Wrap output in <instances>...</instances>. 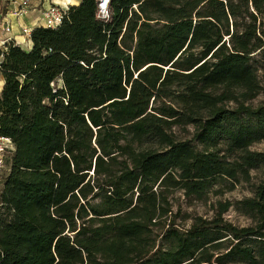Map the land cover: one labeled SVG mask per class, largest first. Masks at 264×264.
<instances>
[{
	"label": "trees",
	"instance_id": "trees-1",
	"mask_svg": "<svg viewBox=\"0 0 264 264\" xmlns=\"http://www.w3.org/2000/svg\"><path fill=\"white\" fill-rule=\"evenodd\" d=\"M105 14L81 0L0 48V264H264V0ZM259 170L252 197L221 199ZM177 194L213 214L182 217Z\"/></svg>",
	"mask_w": 264,
	"mask_h": 264
},
{
	"label": "rangeland",
	"instance_id": "rangeland-1",
	"mask_svg": "<svg viewBox=\"0 0 264 264\" xmlns=\"http://www.w3.org/2000/svg\"><path fill=\"white\" fill-rule=\"evenodd\" d=\"M108 17V14H105V10L100 12V18L105 19ZM264 19V18H263ZM264 29V26H263ZM24 49H28L26 44H21ZM259 55H256L259 58ZM261 84L264 87V72H260ZM264 101V92L261 93L256 99L250 102L254 107L260 105ZM231 108L233 105H230ZM251 150L257 152H264V142L256 143L251 147ZM5 157L3 158V165L0 168V191L2 189L4 178L8 172V166L5 164V160L11 156L10 149L5 152ZM263 178V171H254L252 172V180L250 183H241L239 184L232 192L225 194L221 199L229 200L236 202L242 200L246 197L253 196L254 186L257 185ZM176 207L181 209V216L185 217L186 215H200L204 217H209L213 214L212 204L215 202L216 198H212L207 204L193 201L189 203L181 194L176 195ZM224 217L227 221L232 224L245 227L251 224V220L242 216L238 213L235 208H230L227 213L224 214ZM190 221H188L189 223Z\"/></svg>",
	"mask_w": 264,
	"mask_h": 264
},
{
	"label": "crops",
	"instance_id": "crops-1",
	"mask_svg": "<svg viewBox=\"0 0 264 264\" xmlns=\"http://www.w3.org/2000/svg\"><path fill=\"white\" fill-rule=\"evenodd\" d=\"M80 4L81 0H33L29 11L17 15V6L7 5L4 0H0V48L9 42H13L19 46L24 43L30 49L32 43L30 38L23 34V29L27 28L33 31L36 28H44L42 15L44 10L52 5L76 7ZM7 27L10 28V32L5 31ZM4 83V78L0 72V94ZM11 151H13V147H11Z\"/></svg>",
	"mask_w": 264,
	"mask_h": 264
},
{
	"label": "built area",
	"instance_id": "built-area-1",
	"mask_svg": "<svg viewBox=\"0 0 264 264\" xmlns=\"http://www.w3.org/2000/svg\"><path fill=\"white\" fill-rule=\"evenodd\" d=\"M7 5L17 6L18 12L17 15H21L29 11L30 4L33 0H4ZM70 7L60 6V5H52L48 9L44 10L43 15V23L44 28L55 29L59 27L65 16L68 13ZM6 32H10V28L7 27ZM32 31L30 29H23V34L30 38ZM12 143L8 138L0 137V168L3 165V158L5 157V152L10 149L11 151Z\"/></svg>",
	"mask_w": 264,
	"mask_h": 264
},
{
	"label": "water",
	"instance_id": "water-1",
	"mask_svg": "<svg viewBox=\"0 0 264 264\" xmlns=\"http://www.w3.org/2000/svg\"><path fill=\"white\" fill-rule=\"evenodd\" d=\"M98 1H99V11L103 13V11L105 10V7H104L105 6V0H98Z\"/></svg>",
	"mask_w": 264,
	"mask_h": 264
},
{
	"label": "bare ground",
	"instance_id": "bare-ground-1",
	"mask_svg": "<svg viewBox=\"0 0 264 264\" xmlns=\"http://www.w3.org/2000/svg\"><path fill=\"white\" fill-rule=\"evenodd\" d=\"M106 2H107V0H105V5H106ZM105 7V6H104Z\"/></svg>",
	"mask_w": 264,
	"mask_h": 264
}]
</instances>
